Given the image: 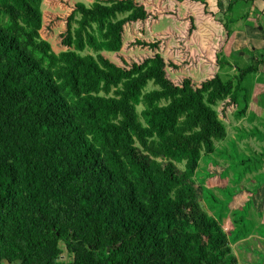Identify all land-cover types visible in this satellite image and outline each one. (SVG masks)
Wrapping results in <instances>:
<instances>
[{
	"label": "trees",
	"instance_id": "trees-1",
	"mask_svg": "<svg viewBox=\"0 0 264 264\" xmlns=\"http://www.w3.org/2000/svg\"><path fill=\"white\" fill-rule=\"evenodd\" d=\"M41 3L0 0V264H240L231 244L249 230L252 199L226 232L229 190L221 199L195 174L215 154L235 182L245 176L253 193L264 184V151H238L234 139L230 150L216 145L227 131L215 109L223 103L245 116V78L264 58L233 65L227 77L173 82L167 67L181 65L158 50L163 38L125 39L126 25L151 19L143 3L71 5L91 15L100 47L120 63L55 52L42 36L51 26ZM130 45L152 53L128 61L120 50ZM249 135L264 132L238 139Z\"/></svg>",
	"mask_w": 264,
	"mask_h": 264
},
{
	"label": "rangeland",
	"instance_id": "rangeland-1",
	"mask_svg": "<svg viewBox=\"0 0 264 264\" xmlns=\"http://www.w3.org/2000/svg\"><path fill=\"white\" fill-rule=\"evenodd\" d=\"M142 1L138 2L142 3ZM153 1L157 6L162 5L163 8L172 2L171 0ZM76 2L90 5L92 0H42L40 8L43 14V23L45 26L48 24L49 27L51 26L50 34L47 36L43 31L42 36L51 43L55 52L64 49H73L83 54L99 52L112 61L120 63V60L114 56L116 51L100 47L99 43L102 45V37L99 36L95 20L90 17L91 15L81 14L77 9H74L71 5ZM187 3L190 7L182 10L183 13L180 15L179 11L170 12L169 7H166L163 12L154 10L153 2L146 1L143 3L144 6L148 10H154L151 11L153 14L151 19L135 24L131 23L125 27V39L128 41L135 38L147 40L163 38V42L158 45V50L161 51L167 62L171 60L175 64L181 65V69L167 67V76L173 82L190 78L195 85L201 80L211 77L215 72L227 77L236 73L233 65H248L251 60L256 62L257 56L261 53L264 58V48L251 50L246 46L238 48L235 44H225L226 32L223 26L218 23V21L220 22L219 18L214 20V18L205 17L206 15L196 9L191 1L188 0ZM170 8L172 9V7ZM52 19L53 21H51ZM260 25L264 30L262 19ZM120 51L128 61L141 60L152 53V50L147 47L138 45L123 46ZM222 58L228 64L221 67L216 61H222ZM259 70L257 73H249L245 80L251 82V93L253 97L256 96L253 101L256 102L259 99L258 102L261 101V105L249 102L247 113L239 119L235 118L233 114L235 107L227 106L222 109L223 103L215 107L219 117L226 125L227 131L226 138L216 142V145L221 149L225 147L230 150L229 140L234 139L238 151L244 150L243 152L246 154L249 152L248 148L259 153L264 151V136L258 138L249 135L238 139V136L243 132H253L254 129L264 132V63L259 64ZM212 158L215 161H200V167L195 174L197 184L205 189H211L221 199L224 198L222 190L226 188L229 190L231 199L228 209L223 211L222 219L226 232L231 230L233 211L241 210L249 198L252 199L247 214V218L251 220L249 230L244 238L231 244V249L240 264H264V232L258 231L259 225L264 223V184L261 183L257 191L253 193L251 190L256 185L253 181L246 180V177L243 176L238 182H235L233 169H229L222 157L213 154ZM262 170H264V157ZM251 176L252 174L247 175V177Z\"/></svg>",
	"mask_w": 264,
	"mask_h": 264
},
{
	"label": "crops",
	"instance_id": "crops-1",
	"mask_svg": "<svg viewBox=\"0 0 264 264\" xmlns=\"http://www.w3.org/2000/svg\"><path fill=\"white\" fill-rule=\"evenodd\" d=\"M146 1L153 2L154 10L163 12L166 7H169L168 9L170 12L179 11L180 15L183 13L182 10L190 7L187 3L188 0H171V4L174 6L169 4L165 8H163L162 5L157 6L153 0H143L142 3ZM191 2L195 5L196 9L202 11L201 13H203V15H206L205 17L214 18V20L217 17L219 18L220 22L218 21V23L223 26L226 32V38L224 39L225 44H235L238 48L246 46L251 48V50L264 48V30L262 25H260L261 19L264 21V0H204V3H200L199 1ZM170 7H172V9ZM229 18H232V23L228 22ZM236 25L237 27H235ZM227 30H230V32ZM257 57L258 59L260 57L262 58L263 54L261 53ZM251 63L255 62L251 60L250 64ZM255 97L251 94L250 103L254 104L255 101H253V98ZM258 100L255 103L260 105V101L258 102ZM254 112L256 113V111ZM253 115L255 116L254 113Z\"/></svg>",
	"mask_w": 264,
	"mask_h": 264
}]
</instances>
